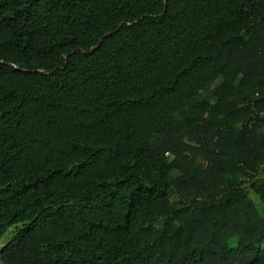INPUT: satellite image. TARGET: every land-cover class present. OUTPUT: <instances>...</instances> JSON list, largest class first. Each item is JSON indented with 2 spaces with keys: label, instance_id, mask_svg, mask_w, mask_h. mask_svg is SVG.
<instances>
[{
  "label": "trees",
  "instance_id": "trees-1",
  "mask_svg": "<svg viewBox=\"0 0 264 264\" xmlns=\"http://www.w3.org/2000/svg\"><path fill=\"white\" fill-rule=\"evenodd\" d=\"M252 191L264 0H0L2 264H264Z\"/></svg>",
  "mask_w": 264,
  "mask_h": 264
},
{
  "label": "rangeland",
  "instance_id": "rangeland-1",
  "mask_svg": "<svg viewBox=\"0 0 264 264\" xmlns=\"http://www.w3.org/2000/svg\"><path fill=\"white\" fill-rule=\"evenodd\" d=\"M219 84V81L218 82H216L214 85H213V90L216 88V86ZM173 198H176V196L175 195H173ZM251 198L253 199V201L255 202V203H257V205H259L258 207H259V209L262 211V213L264 214V205L263 204H261V202H260V199H259V197L252 191L251 192ZM14 232H15V227L13 226V227H11L8 231H7V233H6V235L2 238V240H0V249H1V247L2 246H4L12 237H13V235H14ZM0 264H2L1 263V260H0Z\"/></svg>",
  "mask_w": 264,
  "mask_h": 264
}]
</instances>
